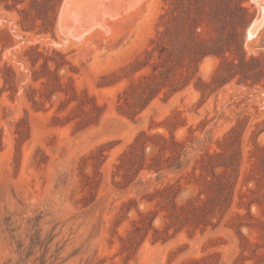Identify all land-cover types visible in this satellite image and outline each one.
Masks as SVG:
<instances>
[{
	"label": "rangeland",
	"instance_id": "obj_1",
	"mask_svg": "<svg viewBox=\"0 0 264 264\" xmlns=\"http://www.w3.org/2000/svg\"><path fill=\"white\" fill-rule=\"evenodd\" d=\"M97 1L0 0V264H264V0Z\"/></svg>",
	"mask_w": 264,
	"mask_h": 264
},
{
	"label": "bare ground",
	"instance_id": "obj_2",
	"mask_svg": "<svg viewBox=\"0 0 264 264\" xmlns=\"http://www.w3.org/2000/svg\"><path fill=\"white\" fill-rule=\"evenodd\" d=\"M109 0H99V1H97L95 4H91L90 6H88V7H86V8H83L82 10H80V11H78V14L76 15L75 13V11H76V9H74V7L69 3V2H65V3H63V5H62V9H61V12H60V16H61V18H60V16H59V24H60V27L62 26V23H63V21L66 19L65 17H67V16H69V15H73L74 14V17L76 18L80 13H81V17H79L80 19H77L76 18V20H79L78 22H83V26L84 25H86V21L90 18H92L93 16H92V14H96L97 12V15L98 14H103V13H105V12H107V10H114V8H111V7H108V6H106L107 5V3H109L108 2ZM123 1V0H122ZM144 1V0H143ZM143 1H142V3H143ZM146 1V0H145ZM138 3H140L139 1H138ZM137 3V4H138ZM81 7V6H80ZM137 6L135 5L134 6V8H136ZM131 9H132V6L130 7ZM128 9V10H131V9ZM140 8V7H139ZM260 9H261V11H260V15H258V17L254 20V22H253V24H252V26L249 28V30H248V33H247V37L249 36V35H251L252 34V32H254L257 28H258V26L260 25V23H262L263 22V17H264V6H261L260 7ZM138 10V9H137ZM134 11V10H133ZM63 13V14H62ZM130 13H131V11H130ZM63 15V16H62ZM88 16V17H87ZM92 16V17H91ZM71 17H73V16H71ZM111 17V16H110ZM119 17V16H118ZM103 18V17H102ZM112 18V17H111ZM68 19V18H67ZM112 19H114V18H112ZM73 20H74V18H73ZM119 20V19H118ZM66 21V20H65ZM94 21V20H93ZM101 21V20H100ZM99 21V22H100ZM69 23H70V20H69ZM107 23H108V21H107ZM67 24H68V22H67ZM109 24V23H108ZM102 25H103V23H102ZM75 24L73 23L71 26H69L68 25V28H76L77 27V25L75 26ZM96 26V25H95ZM104 26V25H103ZM97 27V26H96ZM106 27V26H105ZM109 27V26H108ZM91 29V28H90ZM101 30H103V28H100ZM105 29V28H104ZM107 29L108 28H106V31H107ZM76 30V29H75ZM99 30V29H98ZM101 32V31H100ZM75 34V33H74ZM79 34V33H78ZM103 34V33H102ZM80 36V35H79ZM78 36V37H79Z\"/></svg>",
	"mask_w": 264,
	"mask_h": 264
},
{
	"label": "trees",
	"instance_id": "obj_3",
	"mask_svg": "<svg viewBox=\"0 0 264 264\" xmlns=\"http://www.w3.org/2000/svg\"><path fill=\"white\" fill-rule=\"evenodd\" d=\"M216 157H220L221 158V154H217ZM224 187H226V184L224 182H220L219 189H222Z\"/></svg>",
	"mask_w": 264,
	"mask_h": 264
}]
</instances>
